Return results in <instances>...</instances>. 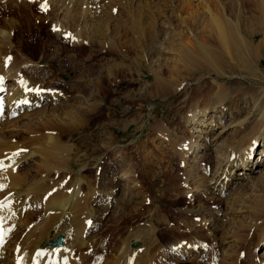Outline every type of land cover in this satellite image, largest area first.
<instances>
[{"label": "bare ground", "instance_id": "bare-ground-1", "mask_svg": "<svg viewBox=\"0 0 264 264\" xmlns=\"http://www.w3.org/2000/svg\"><path fill=\"white\" fill-rule=\"evenodd\" d=\"M103 1L0 0V124L2 121L9 124L4 128L0 125V264H88L89 257L93 264H161L162 257L172 259L174 256L178 262H186L190 261L189 258H197L196 254L200 249L209 250L217 243L215 234H210L212 230L227 235L225 226L229 224L233 228V240L238 241L239 252L236 258L230 256L231 253L224 254L220 264H242L239 254L247 248L246 241L251 239L245 235V229L251 231L253 223L258 221L253 230L264 239V220L256 218L259 209L253 204L264 198V172L261 176L254 177L249 190L246 191L244 185L239 186L236 190H245L244 193L235 190L229 198L226 197L227 207L233 214L241 210L234 206H246L250 215H253L248 224L245 214L242 220L235 221L234 218L226 225L224 224V227L220 226L222 217L218 216L217 209L215 213L205 211V214L202 211L199 214L201 222L198 224L191 221L188 213L185 214L178 219V227L176 226L177 229L173 230L177 234L167 228L164 229L165 232H159L160 229L155 222L161 217L162 212L159 207L151 209L155 200H150L151 203L142 206L145 208L142 211L149 213L147 216L150 225L144 223L142 228L138 227L137 230L134 228L126 235L120 232L116 242L112 239V231L109 236L98 233L96 237L95 235L92 238L88 237L91 233L89 229L94 225L95 219L93 218L95 217L94 211H96L90 203L101 193L93 192L96 191L92 185L95 178H91L93 180L91 181L88 179L90 176L86 177L82 174L86 168L85 164H80L75 169L72 168V161L79 160L83 153L81 154V149L69 139L72 138L75 128L79 131L89 124L85 114L89 113L93 106L100 104L98 101L102 98L103 80L96 79V82L92 83L97 95H91L90 101L86 102L84 94L82 96V89L79 90L77 87L79 82H83V78L74 80L72 76L69 88L74 93L68 96V92L65 93L64 90L53 89L56 82L50 74L52 76L56 70L44 65L43 57L30 58L20 49L24 38L27 37L34 41L35 38L40 37L39 34L36 37L35 33L32 34L34 31L31 22L35 25L38 21L42 25L51 13L54 18L50 20V32L54 38H60L66 44L71 42L73 46L79 44L89 46L92 42V34L87 29L89 14L92 12L98 14ZM112 1L116 2L114 6L117 5L121 11H126L130 23L136 28L137 36L141 37L148 32V28L154 25L156 19L155 15L148 18L147 23L142 19L144 8L151 5L152 0H135L141 9H133L131 14L128 7L130 0H107L108 18L105 22L97 21L96 25L91 28V32L95 36L93 40L95 46L100 49L106 47L111 52L119 43L112 40L110 36L114 20L112 11L110 12ZM174 2L175 0L173 2L166 0V6L169 5L179 18H177V25L184 28L182 31L180 29V34L174 32L172 38L167 41L169 44L166 49L171 51L172 56L166 61L157 63L159 71L153 73V82L151 86L143 89L145 97L144 100L141 99L146 103L152 96L157 99L172 94L174 96L180 86L187 82V79L190 80V76L192 79L199 80L200 84L192 87L191 94L184 104L186 108L184 122L192 129L198 130L199 135L209 134L216 124L213 115H210L212 113L210 109L215 104L222 106L230 91V88L226 87L228 83L222 82L225 79L229 80L228 74L239 73L253 82L261 81L258 85L264 84L262 83L263 77L257 69V60L264 52V33L256 44L251 37L253 35L251 29L254 25L251 17L260 13L253 19L258 22L263 21L264 0H181L178 6H175ZM244 7H248L249 16L245 15ZM156 16L162 17V13L158 12ZM77 28H80L79 31ZM126 28L131 31L129 25ZM57 47L51 50L52 57L59 56L60 51ZM43 51L46 52L47 49L44 47ZM73 60L75 61L74 58ZM75 63L72 61L68 69L71 71L74 69L76 74H81L78 71V65L74 66ZM110 67L112 68L111 64ZM204 70L209 76L206 81H201V72ZM64 73L68 74V70L66 69ZM42 90L45 93H42ZM75 93L79 94V97ZM259 94L261 98H258L260 101L256 112L260 118L252 122L250 127L245 128L244 133L239 130L230 133L220 148L221 160L218 163L220 167L217 169L219 175L213 179V186L216 185L215 188L220 186L217 196L224 195L225 192L231 190L230 185H238L246 176L249 177L255 172L256 168L250 158L255 141L258 139L260 144H263L259 149L260 154H264V87H259L255 92L252 90L249 97L255 103ZM72 97L79 101L73 104ZM41 102L44 106L41 110L36 109L38 115L33 118L34 120L31 118L34 113L24 114L21 117L28 119L22 120L24 122L22 126L18 124L21 128L17 129L18 125H13L17 121V119L10 120L13 114L23 107L34 109L36 105L42 104ZM250 120L248 117L235 124L243 127ZM166 138L168 139L167 135L159 130H156L150 138V145L154 146L153 150L150 148L148 151L147 157L150 161L158 158L157 153L160 148L157 141ZM186 146L187 152L184 151ZM106 148H104L106 151L110 150L112 145ZM204 148L195 141L176 144V150L183 166L185 165L184 170L188 172V175H185V181H182L183 189L188 190L190 181L193 178L198 179L194 176L193 170L198 171V174L200 171L188 165L187 156L193 153V157H197V154L201 153V158L204 159L207 156L203 152ZM163 152L162 150V154ZM26 162L31 163L30 172L35 176L32 174V177L28 170L26 172L23 170ZM202 162L203 160L200 161L198 167ZM98 166L99 164L96 165ZM239 168L242 170L240 174H237ZM236 174L239 177H236ZM29 177L31 178L28 179ZM83 188H86L85 192ZM131 191L135 195L139 194V192ZM184 191L183 194L188 195L190 190L184 189ZM104 195L106 197L102 201L104 200L103 204L107 210L112 207L114 193L108 191ZM245 195H247L246 198H244ZM128 197L129 203H133L132 198L129 195ZM262 204L264 205V201ZM39 206L41 207L40 212L33 210ZM180 229L182 231L186 229L187 235L182 236ZM236 230H239L238 233ZM205 234H210L212 239L207 242V239H204ZM161 235H168V239L162 244L159 242ZM59 236L64 240L63 246L51 245ZM242 236H245V240ZM105 237H108L111 242L106 243ZM134 241L136 246L132 245L134 247L132 248L130 243ZM113 245L115 246L112 253ZM252 247L254 248V245ZM156 253H158L157 257ZM263 257L257 259L256 255L251 257V253L244 256L247 262L251 260L249 264H257L256 259L259 264H264ZM253 258L255 261H252ZM163 264H169V262Z\"/></svg>", "mask_w": 264, "mask_h": 264}, {"label": "rangeland", "instance_id": "rangeland-1", "mask_svg": "<svg viewBox=\"0 0 264 264\" xmlns=\"http://www.w3.org/2000/svg\"><path fill=\"white\" fill-rule=\"evenodd\" d=\"M84 1L86 2V0ZM101 1L99 0V2ZM106 1L107 0H104L102 2L98 14L94 12L89 14L90 18L87 21V29L90 31V34H92V42L89 46H87L88 44L85 46L81 44L73 46L71 42H67L66 44V42H62L60 38H54L53 34L50 32V20L53 17V13H51L48 15V20L44 21L42 25L38 21L35 25L31 22L32 30L34 31L32 34L35 33V37L39 34L40 37L35 38L34 41L29 40L27 37L24 38L23 48L21 47L20 49L30 58H37L38 56L43 57L44 65L56 70V76L55 73H53L52 76L50 74V77L55 79L56 82V88L53 87V89H61L60 91L64 90L65 93L68 92V96L74 93H72L69 88V82H71L72 76L74 80L81 79V77L83 78V82H79V86L77 85V87H79V90L82 89V96L84 94V98L87 99L86 102L90 101L91 95H97V91L92 83H95L96 79L103 80V89L101 91L102 98L98 101L100 104L98 103V106H93L91 111L85 114V118H87L89 124L79 131H77L78 128H75L76 130L72 138L69 139L71 143L76 144L81 149V154L83 153L79 160L72 161V168L75 169L78 165L85 164L86 168H84L82 174L86 177L90 176L88 179L91 181H93L91 178H95L92 185H94L96 191L93 192L99 191L101 193L93 198L90 203V206L95 208L96 211H94V225L90 227L89 230H91V233L88 237L92 238L94 237L93 235L96 237L98 233H100L99 235L109 236L110 231H112V239L116 242V238L121 234L120 232H124L123 234L126 235L128 232L133 231L134 228L135 230H137L136 228L138 227L142 228L146 223L150 225V220L147 216L149 213L142 211L145 209L142 208V206L151 203L150 200H155L153 202L154 206H152L151 209L154 210L155 207H159L162 212L161 217L155 222V224L158 225V229H160L159 232L164 231L165 228L174 232L173 230H176L179 224L178 219H181L182 216L185 214L187 215V213L190 215L191 221L198 224L201 222L199 214L202 213V211H211L215 213L217 209V211H219L218 216L222 217L221 222L219 221L220 224H222L220 226L224 227V224L226 225L234 218L236 219L235 221H237V219L242 220V216L245 214L246 223L248 224L251 222L253 215H250L249 210L245 208L246 206H234V208H241V210L233 214L227 207L226 197L229 198L239 186L244 185L246 186L245 190H249L250 186L253 184L252 180L254 177L257 178L264 172V154L261 155L259 150L263 144H260V140L258 139L255 141L250 158V161L254 163V167L256 168L253 174L249 177L246 176L238 185H230L229 188L231 190L225 192L224 195L221 194V196H217V191L220 186L215 188L216 185L213 186V179L215 176L219 175V170L217 169L220 167L218 163L221 160L220 148L223 146V141L227 140L229 134L236 130L244 133L246 131L245 128L250 127L252 122L260 118L256 111L258 110L257 106H259L258 103L260 101L258 98H261V96L259 94L258 97H256L255 103H253V100H251L249 96L252 90L255 92L259 87H264V84L258 85L261 81H254V83L249 80V78H245V75L239 73L228 74L229 80L225 79V81H222L224 83L227 82L228 84L226 83V87L230 88L226 100H224L222 106L215 104L210 109L212 112L210 115H213L216 124L212 131H210L211 133L199 135L197 133L198 130L192 129L184 122V111L186 109L184 104L191 94L192 87L200 84L199 80L192 79L190 76V80L187 79V82L180 86L176 95H167L161 99L152 96L148 102L145 103L143 101L145 97L143 89L146 86L147 88L151 86L153 82V73L159 71L157 63L166 61L172 56L170 53L171 51L166 49L167 44H169L167 41H169L176 32L180 34V29L182 31L184 28L181 25V27L177 25L178 17L176 13H173V9L169 7V5L168 7L166 6V0H152L151 5L144 8L145 12L143 13L142 19H144L146 23L149 20L148 18L154 15L156 19L154 25L148 28V32L140 37L136 35V28L130 23V18L126 11H121L117 5L114 6L116 2L112 1L110 12L112 11V19L114 20L112 21V35L110 34V36H112V40L119 43L111 52L108 51L106 47L100 49L95 46L93 43L95 36L91 32V28L96 25L97 21L105 22L107 20L106 18H108L107 10L109 8ZM180 1L181 0H175V6H178ZM171 2H173V0H171ZM128 7L130 14L134 11L133 9H141L138 2L135 0H130ZM244 10L245 15L249 16L248 7H244ZM158 12L162 13V17L156 16ZM259 14L260 13L254 14L251 17L252 23L254 22L251 29V34H253L251 37L255 44L258 43L264 33V19L261 22L253 19L259 16ZM128 25L131 31L126 28ZM79 29L80 28H77V31H79ZM44 47L47 49L46 52L43 51ZM56 47L60 51L59 56L52 57L50 52ZM72 61L74 63L76 62L74 66L77 67L78 65L77 68L81 74H76L74 69H72V71L68 69ZM257 63L258 72H260V75L264 79V52L258 58ZM59 64H61V67H59ZM66 69L68 70V74L64 73ZM205 72V70L201 72V81H206L208 79L209 75ZM263 79L262 83L264 82ZM42 93H45V91L42 90ZM237 94L238 97H236ZM76 95L79 97V94ZM129 98H131V100H129ZM102 99L103 101H101ZM78 101L79 100L76 98L71 100L73 104ZM41 103L42 104L36 105L34 109L23 107L19 112L13 114L10 120L12 119L15 121L17 119L13 125L16 126L20 124L22 126L24 124L22 120L27 118L21 117L24 114L34 113L31 118H35L36 115H38L36 109L41 110L44 106L43 102ZM248 117H250L252 121H248L243 127L236 126L235 123L237 121ZM3 122L4 121L0 124L3 128L9 125ZM20 125L16 128H21ZM249 129L250 128H248V130ZM156 130L163 131L168 139H160L157 141L160 150L162 149L164 151V155L162 154V150L160 151L158 148V158L154 161H150L147 157L148 151L150 148H154V146L150 145V138L156 133ZM220 131L221 133H219ZM172 138L175 140L173 141ZM192 141L200 143L201 147H205L203 152H205L207 156H205L204 159L201 158V153H198L197 157H193V153L187 156V158H189L188 165L193 166L195 169H200V175L198 171L193 170L194 176L198 179L195 180V178H193V181H190V188L188 187L190 191L187 193L188 195H184V189L186 191L188 190L186 188L183 189L182 181H185V175H188V172L186 173L184 170L185 165L183 166L181 158L176 150V144L181 142L191 143ZM109 145H112V148L106 151V147ZM184 151H188L187 146L184 148ZM201 160H203V162L201 166L198 167ZM97 164H99L98 167H96ZM31 168L32 165L28 162L23 166L25 172L27 170L30 172ZM241 170L242 168H239V173L237 174H240ZM32 174L35 176L34 173H31V176ZM237 174L236 177H239ZM30 178L31 177L28 179ZM232 180L235 179L232 178ZM200 182H203V184ZM198 185L201 186L198 187ZM177 186L181 187L178 188ZM130 189L136 193L139 192V194L135 195ZM224 190L225 189H223V191ZM85 191L86 188H83V192ZM105 191H113L114 193L112 207L107 210L103 204L104 200L102 201V199L106 197L104 195L106 193ZM241 191L244 193L243 190ZM241 191H239V193ZM128 195L132 198L131 202L133 203H129V199H127L129 198ZM246 197L247 195L244 196V198ZM120 198H123V202H121ZM258 201L253 203L254 206L257 205L256 208L259 209L257 211L258 217L256 218L264 220V205L262 204L264 198ZM33 210L40 212L41 207L39 206ZM175 217L177 218L175 219ZM256 223H253L251 231L247 230V228L245 229V235L248 236V239H251L246 241L247 248L239 254L242 264H249L251 261L249 260L247 262V258H244L245 254L251 253V257L256 255L257 259L264 256V239L253 230ZM185 230L186 229L183 231L182 229L179 230L182 236L187 235V231ZM225 231H227V235H223L220 231L216 233V231L214 232L212 230L210 234H215L217 243L212 240L213 244H215L212 245L209 250H203V252L200 249L196 254L197 258H189L190 261L186 262L190 264H220V260L224 257V254L229 253H231L230 256L236 258L239 252L238 241L235 242L232 238L233 228L230 224L229 226H225ZM238 231L239 230H236L237 233ZM166 232L169 231L166 230ZM210 234H205L204 239H207V242L209 239H212L210 238ZM235 236H237V234ZM242 238L245 240V236H242ZM167 239L168 235H161L159 242L162 244ZM105 240L106 243L111 242L108 237H105ZM132 243L133 242L130 243L131 247ZM253 245L254 248L252 247ZM114 246L115 245L112 246V253L114 252ZM155 256L157 257L158 253H156ZM162 258L161 264L165 262H169V264L185 263L184 261L178 262L175 256L172 257V259L169 257ZM257 259L256 263L259 264ZM252 261H255V258H253ZM88 264H93L90 257Z\"/></svg>", "mask_w": 264, "mask_h": 264}, {"label": "water", "instance_id": "water-1", "mask_svg": "<svg viewBox=\"0 0 264 264\" xmlns=\"http://www.w3.org/2000/svg\"><path fill=\"white\" fill-rule=\"evenodd\" d=\"M62 237H59L55 242L51 243L53 246H62Z\"/></svg>", "mask_w": 264, "mask_h": 264}, {"label": "snow or ice", "instance_id": "snow-or-ice-1", "mask_svg": "<svg viewBox=\"0 0 264 264\" xmlns=\"http://www.w3.org/2000/svg\"><path fill=\"white\" fill-rule=\"evenodd\" d=\"M55 30V29H54ZM8 59H10V58H8Z\"/></svg>", "mask_w": 264, "mask_h": 264}]
</instances>
